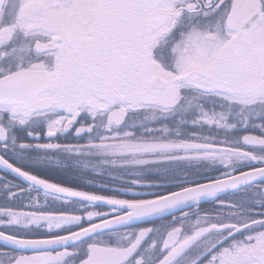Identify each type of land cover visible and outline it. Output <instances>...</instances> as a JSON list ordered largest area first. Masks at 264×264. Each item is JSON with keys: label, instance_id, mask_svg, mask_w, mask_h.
I'll return each instance as SVG.
<instances>
[{"label": "snow or ice", "instance_id": "1", "mask_svg": "<svg viewBox=\"0 0 264 264\" xmlns=\"http://www.w3.org/2000/svg\"><path fill=\"white\" fill-rule=\"evenodd\" d=\"M0 264H264V0H0Z\"/></svg>", "mask_w": 264, "mask_h": 264}, {"label": "flooded vegetation", "instance_id": "2", "mask_svg": "<svg viewBox=\"0 0 264 264\" xmlns=\"http://www.w3.org/2000/svg\"><path fill=\"white\" fill-rule=\"evenodd\" d=\"M210 205H205V207H209Z\"/></svg>", "mask_w": 264, "mask_h": 264}]
</instances>
